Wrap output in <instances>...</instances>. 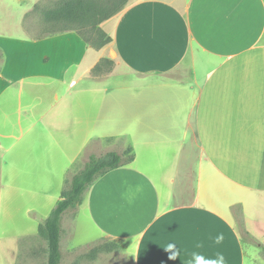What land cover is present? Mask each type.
<instances>
[{
  "label": "crops",
  "instance_id": "crops-1",
  "mask_svg": "<svg viewBox=\"0 0 264 264\" xmlns=\"http://www.w3.org/2000/svg\"><path fill=\"white\" fill-rule=\"evenodd\" d=\"M101 28L111 42L100 50L75 32L0 39V242L19 243V259L33 241L23 258L47 264L30 216L61 199L92 142L128 137L134 162L79 206L99 241L118 243L125 264H194L193 253L246 264L236 208L264 245V0H130ZM70 214L61 264H103L97 245L65 240Z\"/></svg>",
  "mask_w": 264,
  "mask_h": 264
},
{
  "label": "rangeland",
  "instance_id": "rangeland-1",
  "mask_svg": "<svg viewBox=\"0 0 264 264\" xmlns=\"http://www.w3.org/2000/svg\"><path fill=\"white\" fill-rule=\"evenodd\" d=\"M61 1L62 0H0V39H40L43 37L45 38V36L47 37V35L53 32L54 29L53 26L48 23L46 15L49 11L56 7L57 3H60ZM0 48L4 51H7V49L5 48ZM23 49L24 48L21 47L17 51H21ZM25 50L27 51V56H30V58H32L34 55H37L41 51L40 48H36V46L33 45L32 47H27ZM113 67L114 64H111L108 68L113 69ZM76 78L78 79V77ZM38 105L39 109L44 107V105L42 104ZM129 145H131V142L128 137L119 138V140H115L109 143L92 142L88 147L89 150L86 151V153L82 156V158L78 161L74 168L68 171V177L66 176V179L68 178V181H70L77 172L81 171L87 163L89 156L93 152V154H96L97 156L104 155L105 153L111 150H115L121 153ZM64 187H62V190L64 189ZM57 203H55L52 209L48 212L45 211L43 207L36 209L37 212L34 213V215L30 216V218L32 220H35L36 225L39 226L43 221H45L49 217L52 210L56 207ZM252 208L253 207L249 204L246 206V216H252ZM77 209L70 210L64 214L67 215L71 213L70 215H75V218L71 220L70 224L66 223L67 227L69 226L68 236L67 238H65L67 243L71 246H82V249L87 247L89 244L97 245L98 247L95 246V249H101V252L103 254L101 255V257L106 256L102 261L103 264H125V261L122 258L120 245L108 239L99 241V239L96 237V232L94 231V228L88 221L86 207H79L78 211ZM234 216L237 223L236 228L244 239L246 250V264H264V252L261 248H259L260 245H258V242L255 241L246 232L243 226V217L241 214V210L239 208H236L234 210ZM23 219L28 221V218ZM66 221L69 222L67 219ZM21 223L22 224H20V232L26 231L28 228H30L27 227L25 221ZM63 228H65V218ZM3 230L5 233L6 231L4 228ZM9 237L4 236L5 240H1V242H5V245H0V264H28V262L22 256L23 250H26L25 248L28 247L27 243L31 245L33 244V241H28L27 243L22 245L20 257L19 259H17L16 256L19 243L10 245ZM62 246L65 247L64 245ZM107 251L116 256V258H114L112 262H109L107 258ZM41 261L38 260L37 264H40Z\"/></svg>",
  "mask_w": 264,
  "mask_h": 264
},
{
  "label": "trees",
  "instance_id": "trees-1",
  "mask_svg": "<svg viewBox=\"0 0 264 264\" xmlns=\"http://www.w3.org/2000/svg\"><path fill=\"white\" fill-rule=\"evenodd\" d=\"M129 3L130 0H62L46 15L48 23L54 29L47 36L75 32L91 48L100 50L111 42V38L101 28V25L124 11ZM111 64L110 61L104 62L106 66ZM102 67L103 63L96 66L91 73L92 76L99 75ZM115 140L117 139L109 138L104 139L103 142L109 143ZM135 157L132 145L121 153L114 150L101 156L91 154L84 168L77 172L70 181L66 180L61 199L49 217L39 225V236L48 245L47 264H61L62 262L60 240L63 215L70 210H76L99 179L113 170L131 164ZM261 249L264 252V245Z\"/></svg>",
  "mask_w": 264,
  "mask_h": 264
},
{
  "label": "clouds",
  "instance_id": "clouds-1",
  "mask_svg": "<svg viewBox=\"0 0 264 264\" xmlns=\"http://www.w3.org/2000/svg\"><path fill=\"white\" fill-rule=\"evenodd\" d=\"M223 240V236L220 235L216 238V243L219 244ZM176 243L167 244L165 250L170 253L169 259L176 260L180 258L181 249ZM194 264H225V257L223 254L218 253L215 258H205L203 255L193 253Z\"/></svg>",
  "mask_w": 264,
  "mask_h": 264
}]
</instances>
